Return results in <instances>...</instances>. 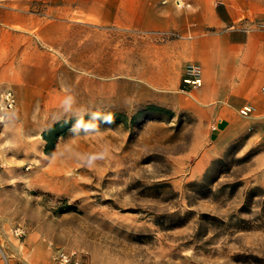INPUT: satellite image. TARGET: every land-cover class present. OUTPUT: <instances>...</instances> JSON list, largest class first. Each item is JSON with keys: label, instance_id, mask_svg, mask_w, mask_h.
<instances>
[{"label": "rangeland", "instance_id": "374dc122", "mask_svg": "<svg viewBox=\"0 0 264 264\" xmlns=\"http://www.w3.org/2000/svg\"><path fill=\"white\" fill-rule=\"evenodd\" d=\"M178 1L147 0L191 17L192 0ZM29 2L39 12L49 0ZM182 32L72 29L53 81H0V264H24L28 236L49 264L56 247L89 264H264V139L195 165L210 133L186 87L141 80L154 76L157 45ZM107 110L123 120L65 129L51 149L42 136Z\"/></svg>", "mask_w": 264, "mask_h": 264}, {"label": "crops", "instance_id": "0c3cea01", "mask_svg": "<svg viewBox=\"0 0 264 264\" xmlns=\"http://www.w3.org/2000/svg\"><path fill=\"white\" fill-rule=\"evenodd\" d=\"M84 1L68 6L66 0H49L38 12L29 0H0V81H53L57 43L72 29L151 33L182 28L178 37L157 45L161 53L154 76L141 80L186 87L181 90L188 94L187 110L210 133L195 165L233 143L264 139V0H192L191 17L181 20L173 6L147 0ZM189 63L198 65L200 85L182 83ZM246 105L251 110L240 114ZM25 242L24 264H49L36 254L30 236Z\"/></svg>", "mask_w": 264, "mask_h": 264}, {"label": "built area", "instance_id": "2783aa9c", "mask_svg": "<svg viewBox=\"0 0 264 264\" xmlns=\"http://www.w3.org/2000/svg\"><path fill=\"white\" fill-rule=\"evenodd\" d=\"M185 70V76L182 78V81L191 86L200 85L201 78L198 65L195 63H189L187 64ZM262 89H264V86H262ZM4 99L6 107L13 106L15 98L11 91H6L4 94ZM250 110L251 107L246 105L239 109V112L242 115H247ZM9 231L12 236H15L18 239V241L21 240L23 236V229L20 226L10 228ZM50 257V264H89L85 253L77 250L76 248L56 247L55 249L51 250ZM5 261L7 264H9L7 260Z\"/></svg>", "mask_w": 264, "mask_h": 264}, {"label": "trees", "instance_id": "16d2710c", "mask_svg": "<svg viewBox=\"0 0 264 264\" xmlns=\"http://www.w3.org/2000/svg\"><path fill=\"white\" fill-rule=\"evenodd\" d=\"M123 114L115 110H107L106 112L84 113L72 117H67L56 121L42 133L43 138L49 144V148L53 147L55 138L65 129H87L101 122H117L123 120Z\"/></svg>", "mask_w": 264, "mask_h": 264}, {"label": "bare ground", "instance_id": "6f19581e", "mask_svg": "<svg viewBox=\"0 0 264 264\" xmlns=\"http://www.w3.org/2000/svg\"><path fill=\"white\" fill-rule=\"evenodd\" d=\"M178 1V0H177ZM178 3H180L179 1H178Z\"/></svg>", "mask_w": 264, "mask_h": 264}]
</instances>
